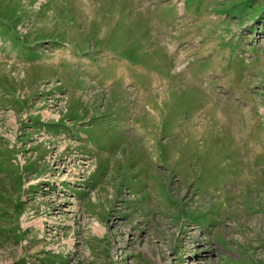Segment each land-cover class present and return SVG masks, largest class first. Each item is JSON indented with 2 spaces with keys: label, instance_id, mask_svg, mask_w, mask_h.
I'll list each match as a JSON object with an SVG mask.
<instances>
[{
  "label": "rangeland",
  "instance_id": "374dc122",
  "mask_svg": "<svg viewBox=\"0 0 264 264\" xmlns=\"http://www.w3.org/2000/svg\"><path fill=\"white\" fill-rule=\"evenodd\" d=\"M0 264H264V0H0Z\"/></svg>",
  "mask_w": 264,
  "mask_h": 264
},
{
  "label": "bare ground",
  "instance_id": "6f19581e",
  "mask_svg": "<svg viewBox=\"0 0 264 264\" xmlns=\"http://www.w3.org/2000/svg\"><path fill=\"white\" fill-rule=\"evenodd\" d=\"M93 228H94V229H98V228H100V227L98 226V224H93Z\"/></svg>",
  "mask_w": 264,
  "mask_h": 264
}]
</instances>
